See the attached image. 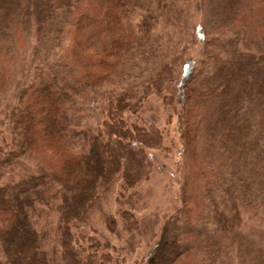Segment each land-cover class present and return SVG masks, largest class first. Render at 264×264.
Masks as SVG:
<instances>
[{"label": "trees", "instance_id": "1", "mask_svg": "<svg viewBox=\"0 0 264 264\" xmlns=\"http://www.w3.org/2000/svg\"><path fill=\"white\" fill-rule=\"evenodd\" d=\"M167 1L0 0V63L4 51L11 52L10 42L27 29L34 28L40 45L45 34L65 32L69 44L61 64L68 71L64 77L71 73L75 83L70 89L59 86L35 58L28 63L32 79L18 85L6 107L9 131L0 142V179L7 176L0 182V264L114 263L105 253L112 246L88 224V215L115 183L124 193L147 179L152 163L146 149L160 147L162 134L124 116L136 112L147 92L162 95L174 80L188 162L184 185L190 190H184V198L190 210L203 212L210 205L213 212V238L200 240L204 255L213 253L222 239L244 236L239 202L249 180L239 177L243 165L256 164L257 150L264 145V0H202L207 13L215 12V26L230 32L228 57H214L210 65L209 58L180 60L177 54H163L151 67V77L137 84L142 89L106 102V119L96 131L83 132L73 122L79 92L91 94L105 82L122 79L126 63L136 55L156 52L151 35L168 10ZM136 10L139 20L134 24L130 19ZM60 11L65 21L53 29ZM258 43L261 49H255ZM47 56L41 53L40 61ZM33 210L57 216L51 255L41 246ZM118 214L119 222L115 216L105 220L109 233L117 236L121 229L137 227L131 212ZM184 223L193 225L190 219ZM178 231L167 240L165 229L144 264H190ZM177 242L185 248L166 258Z\"/></svg>", "mask_w": 264, "mask_h": 264}, {"label": "rangeland", "instance_id": "2", "mask_svg": "<svg viewBox=\"0 0 264 264\" xmlns=\"http://www.w3.org/2000/svg\"><path fill=\"white\" fill-rule=\"evenodd\" d=\"M167 2L168 10L159 18L151 35V46L156 52L151 55H136L134 60L126 63L122 79L105 82L91 94L79 92L76 95L72 105L75 108L73 122L79 125V130L87 133L96 131L106 119V102L115 101L127 90L138 92L142 89L144 85L137 84L151 77V67L163 54H177L180 60L190 58L200 61L209 58V64L212 65L214 57L221 59L231 53L229 46H226V40L231 38L230 32L224 31L225 28L219 30L215 26L218 24L215 12L207 13L201 5L202 0ZM138 14L139 11L136 10L130 19L131 23L135 24L139 20ZM56 17L53 29L60 28L59 22L63 23L66 18L63 11ZM44 36L46 38L41 40V45L44 46L42 47L36 43L34 28L31 31L27 29L17 42H10L13 45L11 52L3 53L4 63H0V81L4 83L0 87V142L2 136L9 131L5 116L6 107L15 91L26 84L25 81L32 79L29 71L33 68L29 64L33 59L36 58L37 63L58 81L59 86L64 84L70 89L75 84L71 73L64 77L68 71L61 64L65 59V48L69 44L66 33L49 32ZM260 45L261 43L256 44L255 49H261ZM262 50L264 51V47ZM41 53H48L44 62L39 59ZM63 78L66 79L62 80ZM180 110L181 104L177 99L174 80L162 95L147 92L136 112L125 114L124 117L129 123L133 122L146 128L157 127L162 134V145L146 149L152 163L147 179L133 189L123 191L124 193L118 191L119 182L115 183L88 215V224L109 241L112 247L105 253L112 255L113 264H144L142 260L149 257L154 245L164 237L165 229L167 240H171L179 230L178 235L183 238L181 241L188 249L185 254L190 253V264H264V145L259 147L262 150H257L259 160L256 164L247 167L243 165L244 171L239 177V180H244L245 177L249 180L248 185L242 188L244 197L242 196L239 202L242 217L239 231L244 236L222 239L219 244L213 245V253L204 255L200 240L205 242L206 239L213 238V212L210 205L203 209V212L190 210L184 198V190L188 194L190 187L184 185L188 162L186 154L182 151L185 146L179 130ZM244 166L247 173H244ZM6 178L7 176H3L0 182H4ZM228 178L233 181L236 179L230 176ZM214 196L218 210L223 209L220 193L216 192ZM209 202L210 199L205 201V204ZM122 211L134 215L138 221L137 227L131 231L121 229L119 235L114 236L107 231L105 220L109 216H115L119 222L118 212ZM38 212L40 211L33 210L31 213L33 222L40 236L41 246L51 255L56 248L57 216L53 211ZM188 219L193 222L190 223L192 226H184L187 225L184 222ZM185 230L186 234L183 233ZM173 247L166 258L171 259L172 253L174 256L185 248L179 242Z\"/></svg>", "mask_w": 264, "mask_h": 264}]
</instances>
